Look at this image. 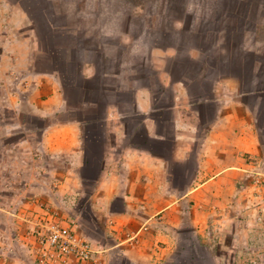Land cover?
I'll use <instances>...</instances> for the list:
<instances>
[{"label":"crops","instance_id":"1","mask_svg":"<svg viewBox=\"0 0 264 264\" xmlns=\"http://www.w3.org/2000/svg\"><path fill=\"white\" fill-rule=\"evenodd\" d=\"M41 1L0 0L32 26L27 62L0 66L34 80L35 154L55 181L92 183L105 260L172 263L184 229H207L264 173V0L140 4L115 33H78L90 15L75 1ZM40 55L52 66L34 71Z\"/></svg>","mask_w":264,"mask_h":264},{"label":"rangeland","instance_id":"2","mask_svg":"<svg viewBox=\"0 0 264 264\" xmlns=\"http://www.w3.org/2000/svg\"><path fill=\"white\" fill-rule=\"evenodd\" d=\"M42 1L35 8L48 10L50 1ZM73 1L77 12L90 15L78 17L80 25L87 26L78 33L102 29L115 33L126 28L135 6L137 12L142 4L153 13L161 6L159 0ZM175 2H168L169 13L180 12L181 4ZM24 16L17 7H0V55L7 54L9 65L15 58L27 62L32 26ZM135 20L136 29L142 20L140 16ZM51 66L42 55L33 62L34 71ZM25 67L19 64L6 70L0 66V264H64L51 256L46 239L52 229L66 227L78 241L89 243L88 260L81 264H135L120 257L105 260L101 255V226L89 210L85 192L92 183H85V191L80 192L77 183L55 181L47 175V162L35 154L32 143L38 142L46 120L30 112L35 105L31 102L34 80ZM15 99L21 101L19 108L12 107ZM255 171L248 177L250 193L233 197L207 229L182 231L179 251L174 252L178 254L169 264H264V187L260 186L264 173Z\"/></svg>","mask_w":264,"mask_h":264},{"label":"built area","instance_id":"3","mask_svg":"<svg viewBox=\"0 0 264 264\" xmlns=\"http://www.w3.org/2000/svg\"><path fill=\"white\" fill-rule=\"evenodd\" d=\"M49 248L53 250V258L64 264H81L88 260L91 248L86 240H77L71 228H54L49 238Z\"/></svg>","mask_w":264,"mask_h":264},{"label":"trees","instance_id":"4","mask_svg":"<svg viewBox=\"0 0 264 264\" xmlns=\"http://www.w3.org/2000/svg\"><path fill=\"white\" fill-rule=\"evenodd\" d=\"M263 112H264V111H263L262 109L259 110V114H260L261 118H263V120H264V116L262 115ZM176 251H179V249L176 250ZM177 254H178V253H177ZM177 254H174V255H173V260L176 258V255H177Z\"/></svg>","mask_w":264,"mask_h":264}]
</instances>
